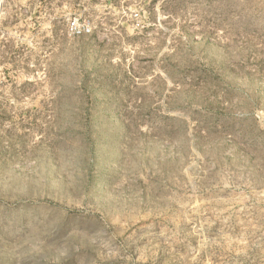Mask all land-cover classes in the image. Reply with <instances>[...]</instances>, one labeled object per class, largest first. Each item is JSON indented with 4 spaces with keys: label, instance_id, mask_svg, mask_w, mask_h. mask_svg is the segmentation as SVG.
Segmentation results:
<instances>
[{
    "label": "rangeland",
    "instance_id": "374dc122",
    "mask_svg": "<svg viewBox=\"0 0 264 264\" xmlns=\"http://www.w3.org/2000/svg\"><path fill=\"white\" fill-rule=\"evenodd\" d=\"M0 264H264V0H0Z\"/></svg>",
    "mask_w": 264,
    "mask_h": 264
},
{
    "label": "built area",
    "instance_id": "2783aa9c",
    "mask_svg": "<svg viewBox=\"0 0 264 264\" xmlns=\"http://www.w3.org/2000/svg\"><path fill=\"white\" fill-rule=\"evenodd\" d=\"M68 28L75 35H84V33L89 31L87 26H85V25L80 27L76 20H71L68 23Z\"/></svg>",
    "mask_w": 264,
    "mask_h": 264
}]
</instances>
